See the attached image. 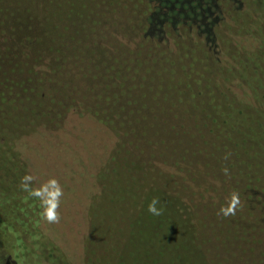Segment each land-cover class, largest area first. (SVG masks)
Here are the masks:
<instances>
[{"label": "trees", "instance_id": "obj_1", "mask_svg": "<svg viewBox=\"0 0 264 264\" xmlns=\"http://www.w3.org/2000/svg\"><path fill=\"white\" fill-rule=\"evenodd\" d=\"M154 1L157 6L149 19L150 26L140 37L91 24L73 39L90 27L118 35L128 42L140 41L144 35L151 37L150 40L159 45L162 42L170 45V41L182 39L187 48L194 44L202 58L190 62L184 60L172 66V71L179 77L183 73L198 70L201 65L208 67L219 60V52L212 42V37L204 30L207 23L203 16L206 14L213 21L219 9L232 10L235 0H209L213 11L207 10L199 15L188 6L187 9L174 8L167 0ZM57 2L58 0H0V72H3L1 64L12 57L10 53L18 45L25 44L27 38L33 39L30 35L32 25L38 20L34 9L42 12L44 17H49L54 13ZM249 2L255 10L264 7V0ZM57 17L55 16V19ZM56 20L42 24L44 38L41 43L54 38L52 36L56 34L58 22ZM165 20L176 24L188 23L187 27H194L196 32L202 35L201 41L194 39L192 34H185L183 30H178L174 36L165 34L160 25V22ZM48 46L45 50H28L26 60H22L24 68L21 69L26 75L25 79L9 82L0 80V98L3 106L0 110V256L5 259V264H27V260L28 264H42L44 254L51 256V262L60 264L54 250L44 251L45 241L58 231V234H54L60 241L66 244L70 242L66 240L65 233L59 230L63 226L62 220L49 221L45 215V209L48 207L46 201L52 199L50 193L56 189L46 184V180L39 179V175L57 182L62 192L58 201L80 200L82 205L83 195L86 193L85 191L82 194L80 189H74L68 180H65L71 173L74 174L71 179L81 182L87 180L88 177L82 175L83 163L67 155L66 151V154H63L60 143L64 146V142L61 133L56 135L55 140L47 136L39 124L47 108L68 91L69 85L68 76L61 72L62 62L66 60L64 51L67 46L60 53L55 44ZM19 65L16 64L14 69ZM46 65L54 73L53 78L57 83L55 86L43 83L37 77L39 72L46 70ZM232 74V77L226 78L227 84H222L223 86H210L208 92L201 88L198 91V101L187 100L190 106L182 105L181 109L174 113V118L192 119L196 112L216 115V120L234 116L245 121V135L253 133L257 137L242 140L229 130L220 136L216 135L214 130L207 132L199 127L200 135L212 147L213 158L204 163L199 156H194V162L188 157L189 162L194 164L198 171L190 174L191 176L185 179V184L179 183L175 174L173 180L162 179L160 183L156 178H150L146 172L139 171L141 162L138 159L157 160L171 165L173 170L174 163H179L187 155L189 146L185 144L190 145L192 142H185L182 133L172 134L168 132L169 129L162 128V124L156 122L162 121L161 108L155 107L151 98L145 96L129 104L107 101L101 105L99 115L104 121H99L109 124L100 137L95 135V144L104 150L109 161L101 180L108 183V186L117 188L119 198L124 202L123 207L134 214L139 227L137 226L134 234L126 228L118 231L126 235V239L130 236L131 263L116 258L112 253H101L88 248L92 252L90 254L107 264H137L140 249L152 255L150 245L162 241L169 251L167 259L163 260L165 251H162L163 245L159 244L156 246L158 254L153 255L154 264H264V240L263 248L257 255L253 246L247 247L241 237L231 241L223 239L207 198V189L228 183L230 179L256 181L264 177V137L261 136L264 134V67L258 63L254 70L246 67L244 73L239 74L233 70ZM166 78L170 79V76ZM166 78L163 77V81H166ZM179 97L188 98V95L182 90ZM192 97H196L194 93ZM198 113L195 116L199 115ZM71 115L74 121H79L83 116L77 111L71 112ZM171 124L177 123L173 121ZM163 129L165 131H162ZM242 142L244 144H241ZM140 144L142 148L139 154H135ZM43 151L47 152L48 161L53 160L52 168L45 167L33 155ZM59 169L64 171L60 172ZM25 176H31L32 180L25 182ZM36 181L39 183L36 184ZM35 192L41 194L37 196L33 194ZM153 198L160 201L157 205L161 209L159 216L148 212V205ZM74 210L75 213H80V210ZM75 213L73 215L76 217L74 219L78 229L80 219ZM145 237L149 243L140 241ZM201 242L211 246L210 259L208 250L207 253L195 250L200 247ZM235 251L243 255L241 261L232 262V258H227V253L236 256Z\"/></svg>", "mask_w": 264, "mask_h": 264}, {"label": "rangeland", "instance_id": "obj_2", "mask_svg": "<svg viewBox=\"0 0 264 264\" xmlns=\"http://www.w3.org/2000/svg\"><path fill=\"white\" fill-rule=\"evenodd\" d=\"M167 1L174 8L191 7L197 15L207 10L213 11L209 0ZM233 4L234 8L230 11L219 9L213 21L206 14L203 16L207 23L204 30L211 35L212 42L219 52V60L213 61L214 63L208 67L201 65L198 70L183 73L180 77L172 71V66L184 60L190 62L202 58L194 44L187 48L186 42L182 39L170 41V45L165 42L159 45L150 40L151 37L144 35L140 41L128 42L118 35L105 33L96 27L87 28L73 39L91 24H99L122 34L140 37L150 26L149 19L154 7L157 6L154 0H58L54 13L49 17H44L42 12L34 9L38 20L32 25L30 35L33 39L27 38L25 44L18 45L10 53L16 59L11 57L1 64L3 72H0V80L9 82L26 78L21 69L24 68L22 60H26L29 49L33 48L35 52L42 48L45 50L49 44H55L60 53L69 44L64 51L66 60L61 65V72L69 79L68 91L47 108L39 121L47 136L57 140V134H64H60L64 146L58 141L62 145L61 151L75 157L78 162L81 161L82 175L88 177L81 182L71 179L70 177L74 175L71 173L70 177L68 175L69 178L65 179L74 189H80L82 194L86 191L82 205L80 200L68 199L65 202L58 201L55 209L57 219L62 220L63 225L60 224L59 230L65 233L69 244L60 241L55 235L58 234L56 231L43 246L44 251L54 250L60 264H107L90 254L92 252L88 248L101 253H112L116 258L131 263L130 236L126 239L127 236L118 231L126 228L134 234L139 227L137 218L123 207L124 202L119 198L117 188L113 185L108 186V183L101 180L109 165L104 150L95 144L97 141L95 135L100 137L109 125L101 123L104 119L99 113L103 103L116 101L129 104L147 96L152 99L155 107L161 108L162 121L156 122L162 124V128L169 129L168 132L172 134L182 133L185 142L192 141L190 145L185 144L189 146L186 159L174 163L173 170L171 165L157 160L138 159L141 162L139 171L146 172L150 178H156L160 183L162 179L173 180L175 174L179 178V183L185 184V179L198 171V168L189 162L188 157L194 162V156H199L204 163H207V159L213 158L212 147L200 135L199 127L207 132L214 130V133L220 136L229 130L242 140L257 137L253 133L245 135L243 133L246 129L245 121L234 116L220 117L216 120V115L196 112L199 115L194 114L192 119L174 118V113L180 110L182 105L190 106L187 100L198 101L200 98L198 91L201 88L208 92L210 86L216 88L218 85L227 84L226 78L233 76V70L242 74L246 67L256 69L258 63L264 67V7L255 10L249 0H235ZM55 16H58L57 20ZM54 20L58 21L56 34L52 36L55 39L49 38L41 43V39L44 38L42 24ZM186 24H176L167 20L160 22L164 33L169 36L183 30L185 34H192L194 39L201 41L202 35H199L194 27H187ZM16 64L20 65L14 69ZM45 68L46 70L39 72L37 77L43 83L55 86L57 83L53 78L54 73L47 65ZM167 76H170V79L166 78ZM163 77L167 80L163 81ZM182 90L186 92L188 98L179 97ZM193 93L196 96L194 98ZM2 107L0 98V110ZM75 111L83 114L79 121H74L71 115V112ZM173 121L177 124H171ZM261 136L264 137V134ZM141 148L140 144L135 154H139ZM33 155L45 167H53L51 163L53 160H47V152ZM38 178L46 180V184H49L50 180L43 178L42 175ZM229 181L207 189L210 211L223 239L231 241L241 237L246 246H253L258 255L263 248L264 240V177L256 181L231 179ZM37 183L39 182L36 181ZM234 193L238 195L240 204L234 215L223 216L220 209L227 206ZM74 209L80 210V213H75ZM74 213L80 219L78 229ZM140 241L149 243L146 237ZM159 244L163 245L162 251H165L163 260H166L169 251L167 245L161 241L156 245H150L152 255L140 249L137 264H154L153 255L158 254L156 246ZM199 244L200 247H196V251L210 252L211 246L202 242ZM85 251L89 253L86 254ZM238 252L235 251L236 256L227 253V258H232V262L241 261L243 255ZM207 255L212 256L211 252ZM50 257L49 254H44L42 264H57L51 262ZM210 258L209 256L208 259ZM27 261L28 264L29 260ZM0 264H5L2 256Z\"/></svg>", "mask_w": 264, "mask_h": 264}, {"label": "clouds", "instance_id": "obj_3", "mask_svg": "<svg viewBox=\"0 0 264 264\" xmlns=\"http://www.w3.org/2000/svg\"><path fill=\"white\" fill-rule=\"evenodd\" d=\"M31 176H25L24 181H31ZM49 184L52 185L56 190L54 192L50 193V196L52 197L51 200L46 201V204L48 207L45 209V215L49 221H55L57 219L55 209L58 206V198L62 195V192L60 191L57 182L55 180L49 181ZM25 187H27V184H25ZM34 195L39 196L40 192L33 193ZM160 203L158 198H153L150 204L148 205V212L152 214L153 216H159L161 215V209L157 207V205ZM240 204V200L237 194H232L228 204L226 207H222L220 209V213L223 216H229L234 215L238 205Z\"/></svg>", "mask_w": 264, "mask_h": 264}]
</instances>
